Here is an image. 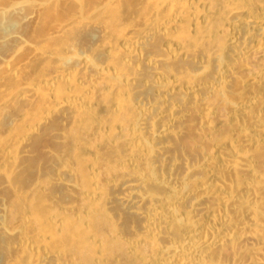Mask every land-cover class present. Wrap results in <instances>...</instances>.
I'll list each match as a JSON object with an SVG mask.
<instances>
[{
  "label": "bare ground",
  "instance_id": "1",
  "mask_svg": "<svg viewBox=\"0 0 264 264\" xmlns=\"http://www.w3.org/2000/svg\"><path fill=\"white\" fill-rule=\"evenodd\" d=\"M52 1L57 2V0H40L32 3L30 12L23 21L28 25L34 24L42 7ZM58 1L65 3L72 0ZM190 2L191 0H162L161 6L136 27L125 26L123 23V29L119 27L125 45H128L123 48L122 63L134 69V74L129 71L123 73L120 67H110L109 71L113 73L108 71L109 78L115 86L122 89L127 87L128 82H137L132 92L138 97L136 101L138 116L131 122L135 131L132 136L135 139L127 144L130 157L116 162L115 166L119 170L127 167H140V169L133 178L118 187L112 200L106 201V204L111 206L119 203L123 212L136 216L145 225L142 232L123 237L134 253L140 244L144 243L149 246L151 244L153 253L149 256L137 254L131 257L130 264H264V192H262L264 172L255 169L256 164L249 153L238 154L231 149L238 142L243 147H260L264 150V104L258 103L259 99L264 100V84L259 93L248 90L240 102L231 101L236 84H240L245 89L251 83L260 85L264 80V4L255 6L256 10L252 7L241 9L223 19V30L235 49L234 55L227 62L210 68L205 59L200 60L194 71L205 76H197L186 84L176 82L172 84L171 80L175 77L173 74L165 75L158 71L162 64L161 57L152 51L143 54L140 50L148 36L159 34L167 37L170 25L183 18L181 15L180 18L178 16L189 7ZM113 4L115 3L109 6L111 10L115 9L116 5ZM102 7L104 9L106 6ZM101 9H96L87 18L83 14L82 16L78 14L60 28L72 29L79 24L98 26L94 19L99 17L97 11H102ZM7 12L10 11L0 7V21L1 17L2 19L6 17ZM156 20L159 21V25L154 26ZM203 20L202 14L195 16L191 29L199 30ZM8 40L15 43L16 48L13 53L0 55V70L12 75H17L18 69L12 60L24 47L32 52V57H39L48 63L55 58L59 61L63 58H72L71 54L75 48L73 45H68L64 51L48 55L49 52L40 49V44L30 43L20 33H13L8 38L0 37V44ZM166 44L178 46L177 42L169 39ZM107 47L108 52L118 49ZM170 49H167L168 52L171 51ZM173 53L176 55L178 50ZM78 54L77 65L83 67L81 74L78 75L80 79L76 81L84 83L83 85L100 82L107 69L93 66L91 73H85V67L92 59L88 52H78ZM186 56L190 57L189 54ZM147 67L156 70L153 77L159 82L156 86L167 95L163 100L158 97L149 100L151 94L149 88L153 83L136 77L139 69ZM72 72L73 69L70 68L62 71L61 77L55 76L41 83L22 86L13 95H9L3 103L1 102L0 116L10 106L26 104L41 92L48 94L47 106L39 117H36L38 121L28 128L25 136L14 140L5 150L0 159V166L12 161L15 162L16 171L22 169L23 162L36 153L33 149V139L40 134L43 127L48 126L63 112L74 110L89 115L96 111L97 108L92 111V107L95 106L88 99L73 98L70 95L60 98L53 93L61 78L63 81L68 80ZM201 107H204V111L199 115L195 125L200 138H191L188 135V127L192 123L187 112ZM97 113L102 114V112ZM247 114L250 118L248 124L239 126L236 131L234 129L235 136L233 135L232 141L229 142L219 135L218 124L216 125L218 121L227 124L229 117L240 120ZM23 117L21 114L13 115L15 122L21 121ZM230 121L232 122V119ZM94 133L89 137L93 138L97 134ZM173 139L174 144L170 143ZM48 140L64 143L65 133L62 129L50 131ZM18 146L24 149L17 150L21 148ZM47 148L49 147H41L40 152L51 154ZM97 156L95 154V159H98ZM145 156L152 157L150 162L142 167ZM95 159V165L92 166L94 172L105 166L102 158ZM17 161L21 163L16 165ZM227 168L245 175L238 181L239 186H236L231 178L221 180L219 170ZM58 181H63L68 190L78 191L74 181H65L59 177ZM88 194L90 196V193ZM90 197L94 200L99 198L98 188L91 191ZM4 208L0 201V215L4 212ZM70 210L71 215L76 214L77 210ZM217 214L222 216L221 219L215 216ZM0 230L15 242L17 254L22 257L26 255L22 264L70 263L69 256L37 246L23 231L20 223L8 228L0 221ZM75 247V249L72 247L74 251H83L78 246ZM1 259L2 257L0 264L3 263ZM121 261L120 257H115L107 263L120 264Z\"/></svg>",
  "mask_w": 264,
  "mask_h": 264
},
{
  "label": "rangeland",
  "instance_id": "2",
  "mask_svg": "<svg viewBox=\"0 0 264 264\" xmlns=\"http://www.w3.org/2000/svg\"><path fill=\"white\" fill-rule=\"evenodd\" d=\"M37 1L40 0H0V7L10 11L5 14L6 17L4 15L3 19L1 17L0 37L8 38L13 33H20L30 43L40 44V49L49 52L48 55L58 54L60 52L57 51L62 52L66 46L73 45L75 48L71 54L72 58H63L61 61L55 58L48 63L39 57H32V52L24 47L12 60L18 67L17 75L0 70V103L22 86L41 83L55 76L61 77L62 71L72 68V76L66 81L61 78L53 93L60 98L70 95L73 98L88 99L95 106L92 107V111L97 109L89 115L74 110L63 112L58 120L55 119L48 126L43 127L40 134L33 139V149L36 153L23 162L22 169L16 171L15 162L12 161L0 166V199L3 198L0 201L5 207L0 215V221L8 228L20 223L23 231L37 246L69 256L68 264H109L107 261L110 262L115 257H120L122 264H130L131 257L137 254L149 256L153 253L151 244L149 246L146 243L140 244L134 253L123 237L142 232L145 225L136 216L123 212L119 203L107 206L106 201H111L118 187L133 178L140 169V167H127L119 170L115 166L116 162L130 157L127 144L135 139L132 136L135 131L131 122L138 116L136 108L138 97L132 89L137 86V82L127 81L128 85L125 89L117 87L109 78V73H113L109 70L110 67H120L123 73L129 71L134 74V69L122 63L123 48L128 45H125L120 28L123 29V25L136 27L161 6L162 0H72L65 3L63 1L59 3L60 1L57 0L42 7L36 22L28 25L23 18L30 12L31 4ZM113 2L115 3L113 6H116L111 10L109 6H112ZM263 4L264 0H191L189 7L178 16V18L180 15L183 17L179 19L181 21L177 20L170 25L167 37L159 34L148 36L140 51L143 54L152 51L161 57L162 64L158 71L165 75L173 74L175 77L171 80L172 84L174 82L186 84L202 75L194 71L200 60L205 59L211 68L227 62L234 55V46L223 30L225 16L244 8L252 7L256 10V7ZM103 5L107 7L106 10L103 9ZM99 7L100 9L102 7V11H97L99 17H96L97 20L94 19L98 26L79 24L72 29L61 30L60 26L71 21L76 15L83 14L87 18L96 9L100 10ZM201 14L205 20L202 21L203 25H200L197 31L191 29L193 18ZM156 25H159L158 20L154 23V26ZM168 39L177 42L178 46H167ZM106 47L118 49L108 52ZM15 48V43L8 40L0 44V55L13 53ZM167 49L171 51L168 52ZM176 49L178 53L175 55L173 52ZM78 52H88L92 59L89 64L87 63L85 73H91L93 66L105 67L109 73L95 84L78 83L76 79H80L78 75L81 74L83 67L77 65ZM155 71L152 67L142 68L137 71L136 77L153 83L149 88L151 89L149 100L155 97L163 100L167 95L156 86L159 82L156 78L153 79ZM263 84L264 80L260 85L251 83L245 89L240 84H236L231 101L240 102L248 90L259 93ZM47 97V93L41 92L32 101L10 106L6 112L1 113L0 159L14 140L25 136L28 128L36 124L38 121L36 117H39L47 106ZM261 102L264 104L263 99H259V105ZM203 111L204 107L187 112L192 123L188 127V135L191 138H200L195 125ZM15 114L23 115L24 119L15 122L13 118ZM247 116L248 114L240 120L231 116L232 118H229L232 122L228 118L227 124L218 121L216 125L218 124L219 135L229 142L232 141L237 128L248 124L250 118ZM60 129L65 133V142H50L48 140L50 131ZM93 133L97 134L93 138L89 137ZM170 143L174 144V139ZM236 144L231 148L232 151L238 154L249 153L256 164L255 169L264 172L263 148L243 147L238 142ZM43 145L49 147L47 151L51 154L40 152ZM20 149L24 147L17 150ZM94 153L99 156L98 159H95ZM151 157L143 158L142 167L150 162ZM99 158L104 160L105 166L94 172L92 171V166L95 165L94 159L99 160ZM20 163L17 161L16 165ZM229 169L219 170L221 180L231 178L236 186H239L238 181L245 175ZM58 177L65 181H74L78 191L68 190L63 181H58ZM95 188L99 190L100 199L94 200L90 197L91 191ZM70 209L78 212L75 211L76 214L71 215ZM215 216L219 219L222 217L219 214ZM75 246L83 250L80 251L82 254L74 251ZM0 249L2 264H22V260L26 258V255L22 257L16 253L15 242L6 237L2 231Z\"/></svg>",
  "mask_w": 264,
  "mask_h": 264
}]
</instances>
